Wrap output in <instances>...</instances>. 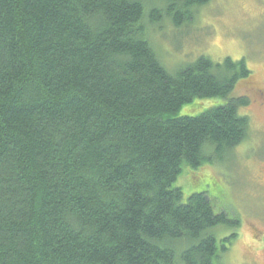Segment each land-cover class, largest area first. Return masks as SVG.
I'll list each match as a JSON object with an SVG mask.
<instances>
[{
  "label": "trees",
  "instance_id": "obj_1",
  "mask_svg": "<svg viewBox=\"0 0 264 264\" xmlns=\"http://www.w3.org/2000/svg\"><path fill=\"white\" fill-rule=\"evenodd\" d=\"M208 1L0 0V264H224L235 220L174 182L248 137L251 71L150 38Z\"/></svg>",
  "mask_w": 264,
  "mask_h": 264
},
{
  "label": "rangeland",
  "instance_id": "obj_2",
  "mask_svg": "<svg viewBox=\"0 0 264 264\" xmlns=\"http://www.w3.org/2000/svg\"><path fill=\"white\" fill-rule=\"evenodd\" d=\"M191 15L189 23L177 29L168 20L150 25V38L161 61L174 71L200 55L217 62L243 58L251 74L238 81L232 95L247 96L248 104L241 112L248 115L250 124L248 137L230 154L213 155L212 162L197 169L182 166L174 185L184 198L205 191L216 210L235 220L216 229L218 236H230L224 264H264V235L246 224L238 233L237 225L247 217L254 221L264 217V0H210ZM206 101L209 104L197 110L186 104L178 115H196L221 102L218 98Z\"/></svg>",
  "mask_w": 264,
  "mask_h": 264
},
{
  "label": "flooded vegetation",
  "instance_id": "obj_3",
  "mask_svg": "<svg viewBox=\"0 0 264 264\" xmlns=\"http://www.w3.org/2000/svg\"><path fill=\"white\" fill-rule=\"evenodd\" d=\"M257 95H261V91L259 92L257 90L256 92ZM256 215V214H255ZM257 221H254L253 219L250 220L248 217L242 222L239 223V221L237 222V225L239 224V229H238V233L240 232L239 230L241 229V227L246 224L247 227L250 228V230L255 231L257 233H259L260 235H264V217H258V219L256 218ZM235 235V232L233 233ZM263 246V245H262ZM260 246V247H262Z\"/></svg>",
  "mask_w": 264,
  "mask_h": 264
}]
</instances>
